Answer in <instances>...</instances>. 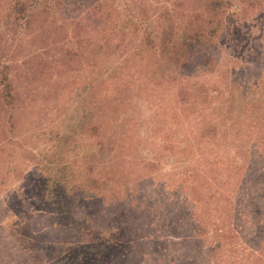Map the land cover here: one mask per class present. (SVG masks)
I'll use <instances>...</instances> for the list:
<instances>
[{
	"label": "rangeland",
	"instance_id": "1",
	"mask_svg": "<svg viewBox=\"0 0 264 264\" xmlns=\"http://www.w3.org/2000/svg\"><path fill=\"white\" fill-rule=\"evenodd\" d=\"M91 1L69 0L67 5L84 13ZM110 1L123 3L122 9L129 4L134 12L144 1L150 14L166 4V0ZM44 3H37L34 13L46 7ZM50 5L54 7L52 1ZM251 6H241L236 27L231 26L221 41L220 63L199 62L195 71L190 66L191 76L182 85L173 82L168 63L155 62L156 56L144 65L130 64L133 32L126 46L107 51L113 54L108 59L103 53H92L94 47L88 54L73 52L76 40H84L83 36L69 37L66 44L31 46L29 40L19 42L8 35L2 25L1 45L19 55L14 67L7 59L11 56L5 55L6 65L14 69L15 97L2 94L6 88L0 85L1 215L16 209L9 193L22 191L30 200L43 192L41 200L30 203L54 228L59 206L47 202L54 198L55 193L48 192L59 179L53 177L57 167L49 168L57 150L56 137L70 135L77 144L84 132L88 142L64 153V166H79L74 173L69 171V179L78 183L92 170L95 175L103 172L109 181L103 209L95 200L83 207L81 216L92 231L76 240L66 239L69 245L87 246L97 264H264V147L260 143L264 141V86L257 89L259 94L253 92L264 78V1ZM56 15L52 11L50 21ZM64 16L76 19L67 12ZM125 25L124 30L131 32V21ZM138 25L149 31L156 26L155 22ZM116 36H121L119 26L108 34ZM94 63L104 64L105 74L115 72L114 77L122 69H134L125 103L113 104L114 112L103 117L89 104L98 90L90 85ZM100 91L114 92L106 86ZM100 121L105 122L102 141L110 147L107 152L97 147L99 143L93 145L98 139L88 133L91 124ZM230 125L231 134L225 128ZM256 138L258 148L253 145ZM35 156L47 171L39 173ZM213 246L216 253L208 255L206 247Z\"/></svg>",
	"mask_w": 264,
	"mask_h": 264
},
{
	"label": "trees",
	"instance_id": "2",
	"mask_svg": "<svg viewBox=\"0 0 264 264\" xmlns=\"http://www.w3.org/2000/svg\"><path fill=\"white\" fill-rule=\"evenodd\" d=\"M40 1L0 0V27L3 25L8 35H11L14 39L17 38L19 42L29 40L31 46L66 44L65 41H68L69 37L78 38L83 36L84 40H76V48H72L73 52L86 51L88 54L90 53L89 50L94 47L92 53H103L108 59L112 58L113 54L107 51L114 52L118 47L126 46L125 43L127 39L131 38L133 32L135 40L129 39L134 47V54L129 58L130 64L141 62L144 65L150 56H156V59L153 58L155 62L164 60L168 63V70L173 82L182 85L185 79L191 76L187 71L190 66H193L195 71L199 62L211 66L220 63L218 59L221 58L224 48L220 46V43L231 30V26L236 27L237 18L240 17L241 13V6L253 8L251 5H262L264 0H166V4L162 5L161 9L156 10V14H150V10L144 1L138 4L141 7L138 12H134L129 4L126 9H122V2V4H117L115 1L111 3L110 0H92L89 5L90 8L85 10L84 13L83 10H78L77 7L69 10L67 5L69 0H45L44 5L46 7L34 13L35 6ZM50 1L54 4L53 8ZM80 1L87 3V0ZM52 11L57 15L53 21H50ZM66 12L69 17H76V19H66L64 16ZM261 13L264 15V12ZM132 20L135 21L134 24ZM125 21H131L132 26L129 27L131 32L127 31L126 28V31L124 30ZM153 21L156 24L153 31H149V27L142 28L138 25L143 23L151 25L154 23ZM117 26H119L121 36L109 38L108 34ZM95 30L97 32L93 34L92 31ZM160 37L166 40L169 45H166L164 40L160 42ZM8 38L9 36H7ZM10 43L13 45L11 41ZM0 49L2 50L0 56V85L6 88L2 89V94L8 98H14L17 94V86L15 84V74H13L14 69L11 66L14 67L13 64L16 63L19 54L7 47L6 44L1 45L0 43ZM5 55L6 57L11 56V58H7L8 61H11V66L6 65L8 62ZM66 57L68 59L70 55L67 56L66 54ZM105 61L108 62L109 60L105 59ZM102 66L97 65V63L91 65L90 73L94 82L92 81L90 85L98 86V90L89 98L90 108L94 109L93 112L96 111L98 115L101 113V117L114 112L110 110L113 104L119 107L122 102L125 103L127 84L135 78L133 68L122 69V72L114 77L115 72L106 75L107 71L104 72ZM259 82L253 88V92L256 94L260 93L257 92V89L264 86V78ZM104 86L113 89L114 92L101 93L100 88ZM111 86L116 88V91ZM213 127L217 130V125ZM90 128L88 133L98 139L97 142L94 141L93 145L99 143L100 146L97 147L102 152L109 151L110 147L102 141L106 138L104 135L105 122L100 121L95 125L91 124ZM225 128L228 129L230 134L233 132L232 125ZM99 129L103 131L100 134L97 131ZM96 131L98 134H93ZM85 135L84 132L79 134L77 144L72 142L70 135L56 137L57 150L52 155L51 161L53 164L51 162L49 168L53 167L52 170H54V167H57L53 177L59 176V179L55 178V188L52 187L48 192L49 194L55 193L54 198L51 199L52 196H50V200L47 202L54 207L59 206L56 208L57 214L55 213L54 216V228L49 226L50 223L49 225L44 223V219L48 218L43 219V216L39 215L38 207L33 206L32 208L34 201L43 198V192L34 194L30 200L24 198L22 191H18L17 195L14 193L8 194L15 200L14 206H16V209L6 217L2 216V211H0V264H67V262H72V264H97V261L91 258L92 252L87 253V246L69 245L66 242V239L76 240L86 232L89 234V231H92L87 223L88 220L83 219L81 216L83 207L85 205L89 206L95 200L96 203H99L100 209H103L102 199L106 195L104 187L106 181H109V177H105L106 175L103 172L99 171L95 175L92 170L85 172L86 177L78 183L72 184L71 177L69 179V171L74 173L79 166H64V153L67 150L81 147V144H86L89 139H85ZM258 141V138L254 139L253 145L258 148L262 144L264 147V141H259L261 144ZM245 154H247V151ZM247 157L249 161L252 160L251 154H247ZM35 159L40 166L36 164L39 173L47 171L48 167L41 168L36 156ZM262 159L264 163V158ZM243 161L245 162V160ZM245 163L247 165V161ZM81 169L83 171V168ZM3 193L0 192V195ZM73 195L75 198H72ZM258 199L255 205L258 204ZM256 207L258 208L259 204ZM73 220L75 224H71ZM45 227L50 228L49 231L45 230ZM67 235H74V238L67 237ZM251 239L254 240L253 237ZM251 247L254 250V247ZM206 249L209 250L208 255L216 253L213 251L214 246L206 247ZM81 250L85 251L83 256L77 255ZM255 251L259 256L261 254V258L263 257L259 249ZM93 256L97 257V254Z\"/></svg>",
	"mask_w": 264,
	"mask_h": 264
}]
</instances>
